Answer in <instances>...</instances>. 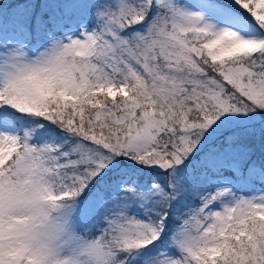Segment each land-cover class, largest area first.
Segmentation results:
<instances>
[{"label": "snow or ice", "instance_id": "1", "mask_svg": "<svg viewBox=\"0 0 264 264\" xmlns=\"http://www.w3.org/2000/svg\"><path fill=\"white\" fill-rule=\"evenodd\" d=\"M0 264H264V0H0Z\"/></svg>", "mask_w": 264, "mask_h": 264}]
</instances>
